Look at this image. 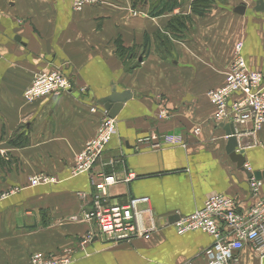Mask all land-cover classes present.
Instances as JSON below:
<instances>
[{"label":"crops","instance_id":"crops-1","mask_svg":"<svg viewBox=\"0 0 264 264\" xmlns=\"http://www.w3.org/2000/svg\"><path fill=\"white\" fill-rule=\"evenodd\" d=\"M96 1L76 11L72 0H0V264H29L33 254L67 264H204L213 239L202 232L166 226L147 240L112 243L78 219L101 176L129 173L134 180L110 186L104 206L147 197L168 219L194 213L211 195L250 205L246 171L264 172V126L253 132L251 122L229 120L245 160L237 168L207 93L224 84L237 44L248 68L264 71L261 0H212L202 16L192 12L196 0H178L156 17L150 0ZM176 16L188 19L168 28ZM53 69L70 79L71 92L24 102L32 78ZM112 88L130 93L115 113L116 135L89 173L72 176L75 156L106 116L96 102ZM35 175L55 182L30 187ZM238 264L264 257L245 247Z\"/></svg>","mask_w":264,"mask_h":264},{"label":"built area","instance_id":"built-area-1","mask_svg":"<svg viewBox=\"0 0 264 264\" xmlns=\"http://www.w3.org/2000/svg\"><path fill=\"white\" fill-rule=\"evenodd\" d=\"M72 2L74 10L79 11L97 1ZM241 52L242 45L237 44L224 84L209 91L207 97L215 109L217 122L221 123L225 118L238 124L251 122L253 132H256L264 126V71L250 70ZM72 89L70 79L59 69H53L37 73L23 92L22 99L32 103L49 96L67 94ZM165 116L164 112L159 115L160 118ZM115 135L114 119L104 116L94 137L75 156L71 175L89 173ZM134 178L132 173L126 174L122 180L110 175L101 176L99 182L93 184L96 193L91 210L84 212L78 220L95 224L98 233L112 243L147 240L166 226H172L177 235L202 232L213 239L212 245L203 252L204 264H238L239 254L245 247L251 248L258 258L264 257V195L260 194L261 181L248 179L252 201L248 206H242L235 198L211 195L205 199L201 209L188 216H179L169 223L167 219L154 214L147 197H132L125 204L104 206L105 194L110 186L131 182ZM54 182L53 178L45 175L28 179L30 187ZM67 263L65 258L56 259L41 254H33L29 259V264Z\"/></svg>","mask_w":264,"mask_h":264},{"label":"water","instance_id":"water-1","mask_svg":"<svg viewBox=\"0 0 264 264\" xmlns=\"http://www.w3.org/2000/svg\"><path fill=\"white\" fill-rule=\"evenodd\" d=\"M264 9V0L258 1L256 3L255 10H262ZM244 8L238 7L235 8L234 12L237 14H242ZM130 98V93L125 91L122 93H116L114 88L111 89V94L103 99H100L96 102L97 105L102 106L104 108V112L107 117L114 119L116 111L127 102ZM220 127L225 132V135L228 139L226 153L229 156V159L236 164L237 168L242 169L244 165V157L242 155V152H239L236 150L237 142L235 137V130L233 128V125L228 122V118H225L221 123ZM248 179L253 178L257 181H264V172L255 171V172H247ZM177 216L169 217L167 219L168 222H173L177 220Z\"/></svg>","mask_w":264,"mask_h":264},{"label":"trees","instance_id":"trees-1","mask_svg":"<svg viewBox=\"0 0 264 264\" xmlns=\"http://www.w3.org/2000/svg\"><path fill=\"white\" fill-rule=\"evenodd\" d=\"M139 0H132L133 3ZM152 3L150 5L149 15L152 17H156L158 15H162L164 13H170L176 8L179 4L178 0H150ZM212 0H196L192 4V12L198 16L204 15L207 10L210 8ZM188 19L185 17L176 16L173 17L170 23L168 24V28H177L178 25L182 23L183 20ZM129 57V56H128ZM137 62L142 57L134 58Z\"/></svg>","mask_w":264,"mask_h":264},{"label":"rangeland","instance_id":"rangeland-1","mask_svg":"<svg viewBox=\"0 0 264 264\" xmlns=\"http://www.w3.org/2000/svg\"><path fill=\"white\" fill-rule=\"evenodd\" d=\"M150 3H152V2H150ZM212 3H213V2H211V4H212ZM223 3H224V2H222V1H217L216 4H214L213 6H214V7H221V6L223 5ZM212 9H214V8H212Z\"/></svg>","mask_w":264,"mask_h":264}]
</instances>
